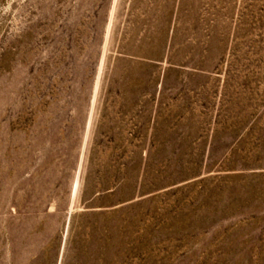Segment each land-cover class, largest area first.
Segmentation results:
<instances>
[{"label": "rangeland", "instance_id": "1", "mask_svg": "<svg viewBox=\"0 0 264 264\" xmlns=\"http://www.w3.org/2000/svg\"><path fill=\"white\" fill-rule=\"evenodd\" d=\"M0 264H264V0H0Z\"/></svg>", "mask_w": 264, "mask_h": 264}]
</instances>
